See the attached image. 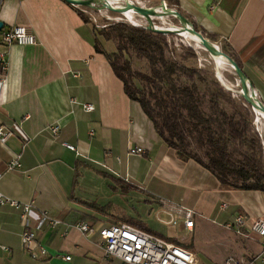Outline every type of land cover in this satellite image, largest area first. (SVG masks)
<instances>
[{
	"label": "crops",
	"instance_id": "0c3cea01",
	"mask_svg": "<svg viewBox=\"0 0 264 264\" xmlns=\"http://www.w3.org/2000/svg\"><path fill=\"white\" fill-rule=\"evenodd\" d=\"M176 4L182 17L213 36L212 43L228 46L264 106V0ZM77 11L64 0H0V35L14 24L27 26L35 38L30 45L0 40L5 64L0 70V125L10 131L0 143V192L31 205L25 221L16 208L0 206V264H122L103 256L97 233L127 219L180 242L193 254V264H222L227 256L262 252L263 240L247 227L264 220V194L225 188L204 167L165 146L108 62L95 52L92 26ZM82 103L92 110H83ZM52 125L57 126L55 136L47 128ZM261 127L264 156V123ZM137 147L142 153L128 152ZM15 158L18 165L8 168ZM179 211L191 212L190 228L182 226ZM41 213L57 223L43 221L35 229L47 255L31 258L21 250L19 235ZM150 213L158 223L170 213L188 238L157 231L148 223ZM238 214L244 223L236 227ZM77 223L91 231L81 232ZM259 264H264V250Z\"/></svg>",
	"mask_w": 264,
	"mask_h": 264
},
{
	"label": "trees",
	"instance_id": "16d2710c",
	"mask_svg": "<svg viewBox=\"0 0 264 264\" xmlns=\"http://www.w3.org/2000/svg\"><path fill=\"white\" fill-rule=\"evenodd\" d=\"M168 1L179 12L177 0ZM77 13L92 26L95 52L108 62L123 92L138 103L165 146L178 158L204 167L225 188L264 194L262 141L253 113L240 95H231L217 82L214 71L196 65L195 52L188 44L175 46L172 34L154 33L120 20H106V25L96 27L80 8ZM218 48L240 67L226 44ZM125 223L147 231L137 221ZM165 239L184 248L180 242Z\"/></svg>",
	"mask_w": 264,
	"mask_h": 264
},
{
	"label": "built area",
	"instance_id": "2783aa9c",
	"mask_svg": "<svg viewBox=\"0 0 264 264\" xmlns=\"http://www.w3.org/2000/svg\"><path fill=\"white\" fill-rule=\"evenodd\" d=\"M29 31L27 26L24 25H12L8 30L4 31L0 35L1 43L4 45L17 44V45H30L34 43V36ZM3 53L0 52V70H4L5 64H3ZM83 110H92V105L88 103H82ZM53 136L57 133V126L52 125L47 127ZM10 131L0 125V143H3ZM63 145L68 149H73L70 144ZM141 148L130 149L128 152L139 154ZM18 162L15 158L8 163V168L17 166ZM9 205L19 210V217L22 221L28 217L31 206L30 203L17 202L9 197H6L0 192V206ZM180 212V211H179ZM182 226L184 228L191 227V212L182 211ZM264 214V209H263ZM45 221L50 226H54L57 222L51 218H48L45 213H41L38 220L32 227H24L20 232L21 250L28 253L31 258H42L47 255L43 246L36 241L34 236L35 229H38L42 222ZM165 223H174L173 217L168 213ZM244 223L243 215L238 214L234 218V226L238 227ZM75 227L81 232L91 231V228L86 224L77 223ZM251 233H254L260 239L263 240L264 245V220L260 218L255 219L247 227ZM98 236L101 241V247L103 250V256L105 258H115L122 264H193L194 257L192 253L184 248L173 244V242L143 231L135 226L127 223H113L103 226L98 229ZM264 247L262 249V252ZM255 254L253 256L243 258L236 256H227L224 258L222 264H259L261 260V254ZM62 259L69 260V255H62Z\"/></svg>",
	"mask_w": 264,
	"mask_h": 264
},
{
	"label": "rangeland",
	"instance_id": "374dc122",
	"mask_svg": "<svg viewBox=\"0 0 264 264\" xmlns=\"http://www.w3.org/2000/svg\"><path fill=\"white\" fill-rule=\"evenodd\" d=\"M116 1V0H115ZM119 5H123L124 1H129V2H138L140 5H147L149 6H156V12H160V16H155L152 18L153 24L156 25V27H160V28H166V27H178L179 23L177 21L176 18L173 17V15H169L167 13H161V9L158 6L159 1H162L164 4V6L167 9L170 10H175L174 5L170 3V1L168 0H117ZM114 3V2H113ZM117 5V4H115ZM118 6V5H117ZM82 9L83 13L87 16V18L89 19L88 21H90L91 23H94V25L96 27H101L106 25V20L107 21H124L127 22L129 24H132L131 22L127 21L126 18H124L123 16L120 15V13H115V12H111L108 11L106 9H102V10H96L90 8V7H79ZM164 14V15H163ZM143 17L137 15V14H133L132 13V18L134 19V21L136 22L135 26H139L142 27L144 29H146L144 27L145 25V20L142 19ZM158 20V21H157ZM134 25V24H133ZM173 36L170 38V41H173L174 45L177 46L178 43L184 44L190 46L194 52H195V56H196V65L200 68L203 69H207L210 71H214L215 69H217L219 71V77H218V82H220L223 86L224 89H229V91L232 92L231 95L235 96L238 95V91L240 89L239 87V83L238 80L236 78V76L234 75L233 71L231 68H229L228 64H218L216 63L215 59L210 56V54L204 50L201 45H198L197 43H195L194 38H192L191 36L187 35L186 36L184 34H172ZM215 68V69H214ZM253 124H254V128L255 130L258 132L257 134H259L261 136V141H263V135L261 133V129L263 127H261L264 123V119L259 118L257 121H254V119L252 120ZM256 122V123H255ZM256 126V127H255ZM258 128V129H256ZM262 158H263V162H264V156H263V151H262ZM146 217L148 218V223H151L157 227V231L161 232L164 235H169V236H173L176 239H187L189 236V233L186 232L185 230H182L181 224H180V220L175 218V222L174 224H168V223H158V222H153L151 217V213L147 214ZM200 255V254H198ZM197 255V256H198ZM200 257V256H198Z\"/></svg>",
	"mask_w": 264,
	"mask_h": 264
},
{
	"label": "water",
	"instance_id": "95a60500",
	"mask_svg": "<svg viewBox=\"0 0 264 264\" xmlns=\"http://www.w3.org/2000/svg\"><path fill=\"white\" fill-rule=\"evenodd\" d=\"M66 3H68L71 6H74L76 8L79 7H90L96 10H102L106 9L111 12L120 13L121 16H125L128 13L137 14L142 19L145 20L144 27L150 30L154 33H161L163 35H170V34H181L185 33L186 31L190 33L192 38H194L195 43L198 45H201V47L206 50L210 56H217L221 57L226 64H228L229 68L232 69L234 75L236 76L238 83H239V91L238 95L243 98V101L249 106L251 112L253 113V119L254 121H257L259 118L264 119V106L256 99L254 96V93L251 89L250 84L246 81V76L242 72V69L225 53L220 51L217 45L215 43L209 41L207 38L201 35V32L194 30L191 23L187 21L186 17H182V15L177 12L176 10H170L164 7V4H162V1H159L158 5L160 6V9L162 12L167 13L169 15H173L174 18L177 19L179 26L178 27H166V28H158L153 24L152 18L155 16H158L154 14L153 11H156V6H143L140 5L138 2H129L124 1L123 5H114L108 2V0H64ZM80 10H82L80 8ZM132 25V24H131ZM135 26V25H134ZM212 56V57H213ZM215 69V68H214ZM215 78L218 80L219 77V71L217 69L214 70ZM220 83V82H219ZM222 86V84L220 83Z\"/></svg>",
	"mask_w": 264,
	"mask_h": 264
},
{
	"label": "bare ground",
	"instance_id": "6f19581e",
	"mask_svg": "<svg viewBox=\"0 0 264 264\" xmlns=\"http://www.w3.org/2000/svg\"><path fill=\"white\" fill-rule=\"evenodd\" d=\"M108 2L109 3H111V4H117L118 5V1L116 0H108ZM114 2V3H113ZM159 6V5H158ZM160 7V6H159ZM165 7V6H164ZM166 8V7H165ZM157 9V8H156ZM154 12V14H156V15H158V16H160V12L158 13V12H156V11H153ZM161 13H162V11H161ZM164 13V12H163ZM164 15V14H163ZM124 18H126L127 19V21H129V22H131L132 24H134V25H136V22L134 21V19H131L132 18V14L131 13H128V14H126L125 16H123ZM158 21V20H157ZM156 26V25H155ZM182 34H184L185 36H186V34L187 35H189V36H192L190 33H188L187 31L185 32V33H182ZM193 37V36H192ZM213 56V55H212ZM213 58L215 59V61H216V63H218V64H225V62H224V60L221 58V57H217V56H213Z\"/></svg>",
	"mask_w": 264,
	"mask_h": 264
}]
</instances>
